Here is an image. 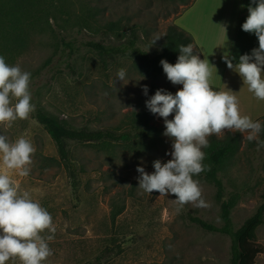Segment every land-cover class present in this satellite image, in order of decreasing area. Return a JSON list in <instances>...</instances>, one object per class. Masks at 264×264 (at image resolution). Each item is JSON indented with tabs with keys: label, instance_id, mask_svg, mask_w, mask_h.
<instances>
[{
	"label": "rangeland",
	"instance_id": "obj_1",
	"mask_svg": "<svg viewBox=\"0 0 264 264\" xmlns=\"http://www.w3.org/2000/svg\"><path fill=\"white\" fill-rule=\"evenodd\" d=\"M184 8L172 0H38L29 43L15 55L0 56L8 65L18 64L31 74L29 91L35 109L40 107L72 127L123 131L131 125V110L151 113L145 102L154 95L156 85L173 87L175 93L183 85L172 84L159 72L155 80L136 56L111 59L86 43L118 44L136 36L143 48L157 50L167 26ZM63 38L79 47L68 62L61 55ZM121 68L127 72L123 82L116 75ZM151 118L165 132L164 119L152 113ZM227 132L222 137L213 135L223 139ZM232 133H238L241 144L233 164L221 176L228 191L241 195L232 211L234 226L239 228L263 201L264 148L257 150V142L245 139L246 134ZM0 134L10 143L23 137L36 149L28 176L21 177L2 164L0 172L8 174L21 192L28 191L52 216L56 232L48 244L53 254L43 264H230V236L206 231L189 219L194 215L223 224L215 185L194 175L209 207L189 203L178 213L175 196L138 188L137 167L151 174L154 161L170 160L167 153L173 150L172 138L162 135L157 147L140 151L123 142L103 145L68 140L71 161L78 168L75 184L35 110L11 127L0 124ZM115 205L123 210L113 220ZM42 235L51 233L46 230ZM257 241L264 247V224L258 229ZM6 264L21 262L10 259ZM255 264H264V252Z\"/></svg>",
	"mask_w": 264,
	"mask_h": 264
},
{
	"label": "clouds",
	"instance_id": "obj_2",
	"mask_svg": "<svg viewBox=\"0 0 264 264\" xmlns=\"http://www.w3.org/2000/svg\"><path fill=\"white\" fill-rule=\"evenodd\" d=\"M252 4L256 6H249L242 30L255 34L259 47L251 55H241L235 65V57L225 55L223 59L229 69L241 76L248 90L257 99L264 100V0H252ZM179 52L174 65L166 59L160 64L167 79L174 85H183L182 89L175 94L158 89L145 102L152 114L164 119L163 135L173 140V150L167 153L172 158L166 163L154 161L155 171L151 174L144 167H137L138 188L149 194L175 196L177 213L189 203L194 207H209L198 182L193 179L206 170L202 149L208 147L209 136L222 137L225 131L239 132L246 134L244 138L248 141H256L257 150L264 148V141L259 140L261 123L241 116L234 92L212 90L209 61L194 54L192 44L180 45ZM116 75L123 82L127 72L121 68ZM30 77L18 64L10 66L0 56V124L11 127L17 119H28L35 110L29 91ZM143 92L148 95L147 85L143 86ZM173 113L174 118L168 119ZM35 151L32 143L23 137L10 143L0 134V164L21 177L29 175L28 166ZM46 230L51 235H42ZM55 232L49 212L33 201L28 191L21 192L8 174L0 172V264L10 259H18L21 264H43L53 254L48 241L54 239Z\"/></svg>",
	"mask_w": 264,
	"mask_h": 264
},
{
	"label": "trees",
	"instance_id": "obj_3",
	"mask_svg": "<svg viewBox=\"0 0 264 264\" xmlns=\"http://www.w3.org/2000/svg\"><path fill=\"white\" fill-rule=\"evenodd\" d=\"M172 1H180L185 5V8L180 12L181 14L195 0ZM37 2L38 0H0V53H7L10 56L15 55L29 43L28 33L34 25V20L36 21L34 5ZM61 42V55L64 56V61L68 62L79 50V47L72 39L63 38ZM188 44L193 45L194 54L199 55L200 59L203 60L195 37L175 22H171L167 26L164 38L159 41L157 50L143 48L136 36L118 44L99 41H88L86 43L99 55L111 59L119 55L136 56L141 60L140 65H142V68L146 69L147 73H151L155 80H158V72L167 77L160 61L166 59L174 65L180 55L179 46ZM211 87L213 91L219 92L217 87ZM158 89L164 88L156 85L153 88V94ZM164 90L175 94L173 87ZM35 116L56 142L61 159L65 162L66 169L75 184L78 168L71 161L70 152L67 148L68 140L103 145L123 142L129 144L136 151H140L157 147L164 132L163 126L152 122L151 113L149 114L146 109L131 110L129 115L131 125L129 129L123 131L111 128L91 129L87 126L72 127L40 107H36ZM255 121H259L262 125L260 140L264 141V116ZM208 141V147L202 150L205 152V159L202 163L206 166V170L199 175L216 187L217 198L221 201L223 224L218 226L194 215H190L189 219L206 231L220 232L230 236V264H255L257 256L264 252V247L260 246L257 241L258 229L264 224V194L262 196L263 201L255 213L248 217L239 228H235L232 211L241 195L227 190L221 174L233 164V160L239 151L241 139L238 133L233 134L228 131L223 139L213 135ZM81 168L85 170L84 165ZM122 210L123 208L118 207V205L113 207L111 211L113 220Z\"/></svg>",
	"mask_w": 264,
	"mask_h": 264
},
{
	"label": "crops",
	"instance_id": "obj_4",
	"mask_svg": "<svg viewBox=\"0 0 264 264\" xmlns=\"http://www.w3.org/2000/svg\"><path fill=\"white\" fill-rule=\"evenodd\" d=\"M250 5L256 6L252 0H195L174 22L195 37L203 59L209 61L211 86L219 91L234 92L241 116L255 121L264 116V100L257 99L223 59L225 55L235 57V65L241 55H251L252 50L259 47L257 36L242 30Z\"/></svg>",
	"mask_w": 264,
	"mask_h": 264
}]
</instances>
